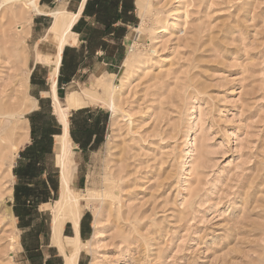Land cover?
<instances>
[{
    "label": "rangeland",
    "instance_id": "rangeland-1",
    "mask_svg": "<svg viewBox=\"0 0 264 264\" xmlns=\"http://www.w3.org/2000/svg\"><path fill=\"white\" fill-rule=\"evenodd\" d=\"M127 2L133 22L103 38L105 48L82 47L102 38L88 17L68 41L81 64L58 87L60 106L74 93L72 109L108 115L95 149L68 154L76 204L57 210L58 182L41 217L21 212L22 221L14 170L31 141L30 116L46 114L38 122L52 118L60 132L49 82L57 38L49 15L23 14L18 2L0 13V264H64L73 242L55 245L51 222L60 212L73 238L75 209L78 264H264V0ZM80 3L37 7L73 14ZM57 154L56 143L46 163L58 176Z\"/></svg>",
    "mask_w": 264,
    "mask_h": 264
},
{
    "label": "crops",
    "instance_id": "crops-1",
    "mask_svg": "<svg viewBox=\"0 0 264 264\" xmlns=\"http://www.w3.org/2000/svg\"><path fill=\"white\" fill-rule=\"evenodd\" d=\"M86 1L87 0H81L80 6L76 12L78 13L80 7L82 6L79 18L82 17V13H83ZM118 10H120V7H118ZM56 11H59V10H56ZM43 13H46V12H43ZM90 19L93 20V22H91L93 26L92 33L93 34L99 33L102 35V38L96 39L94 36H90L86 40L87 46H82V47L92 48L94 52V50L98 48L103 49L107 45V43H105L103 38H107L109 40V39L115 38V36H113L114 34L106 35L103 30V27L100 24H98L94 20V18L91 17ZM120 25H123V24H120ZM75 35L76 34H74V36ZM74 42H75V37H74ZM73 48L74 47H68V44H67L64 47L62 54H61L60 66L57 72L55 85H54V95L57 100H58L57 89H58L59 77H60V80L63 82L60 84V86L68 85V83L70 82L69 78L71 77L70 74L74 75V70L77 69L81 64L80 60H76L74 58V54L76 53V51ZM69 55H71L70 58H68ZM35 68L33 69L30 75L31 82L33 81L32 86L36 85L34 83L35 81L33 77V72ZM50 92H51L52 107H53V110H55L54 101H53V92L51 88H50ZM69 94L72 95L73 104L75 105L76 103L73 97L74 93H69ZM65 99H64V109L66 108ZM40 105L43 107L42 100H40ZM69 110H71V113L69 114V116L66 115L67 117L65 120L66 129H67L66 131L67 140H68L67 142H68L69 149L71 150V147L74 146V147H77L82 153H86L90 148L95 149L98 144V138L103 134V129L105 125V120L103 121V116H104V119H107L108 115L107 114L103 115V112H101L100 110L99 111L92 110V109L87 108V106H82V105L75 107L73 109L71 107ZM54 113L57 116L56 110L54 111ZM40 117L45 118L46 114L43 115L42 113H34L30 116V127H31L30 128L31 130L30 140L31 141L20 153V163L19 165H17V167L14 170V173L18 179V183L14 189V199H15V206H16L15 212L17 214L16 219L17 220L19 219V221H22L19 215L21 214V212H25L26 215H28L29 217H31L35 212L39 214V216L41 217L40 215V212H42L41 208L49 204L47 203V201L50 199L51 194L58 192V182H59V185L62 187L61 167L59 166L60 146L57 141V138L63 135V123H61V121H59L60 119H58L59 117H57L56 122L58 124V128L60 129V132L59 134H56L57 132L53 127L54 121L52 120V118L48 119V121L46 120L45 123H42V122H38ZM54 139H56V143L58 145V154L56 155L57 164L59 166L57 167L59 169L58 176L51 174V171H50L51 169H49V165L46 163L47 156L52 154L53 145L56 144L54 142ZM71 163H72V160L70 157V165ZM69 177H70V166H69ZM37 185H39V188H37ZM34 192L44 193L43 195L44 197L41 196V199H39L40 198L39 195L38 196L34 195ZM80 220L81 219H79V222H78V239L79 240H80V235H81ZM51 226H52V222H51ZM62 230H63L62 236L65 238L64 240L74 239L75 237L74 227H73V235H74L73 238L65 236V233H66L65 227H63ZM51 231H52V227H51ZM59 250L62 253L65 252V246H64V250H61V249ZM28 251L30 255L29 257L31 259H34L35 256L33 255V253H37L38 248H35V250H32L30 247ZM66 257H69V254L66 255L65 258ZM77 258H78V255H77ZM76 261L78 260L76 259ZM64 264H65V261H64ZM76 264H78V262H76Z\"/></svg>",
    "mask_w": 264,
    "mask_h": 264
},
{
    "label": "bare ground",
    "instance_id": "bare-ground-1",
    "mask_svg": "<svg viewBox=\"0 0 264 264\" xmlns=\"http://www.w3.org/2000/svg\"><path fill=\"white\" fill-rule=\"evenodd\" d=\"M12 2L13 3L14 2L19 3L21 10L24 11L23 14L32 11V12H35L39 15H42V14L47 15V16L49 15L53 18V22H52L51 27L49 28V31H51L52 34L53 33L55 34V37L57 38V45L55 46L56 51H55L54 58L52 61V64H53L52 70H51L52 74H51V79L49 80V82L51 81V90L53 92L54 108L56 110L57 117H59L58 118V119H60L59 121H61V123H63V135L60 136L59 138H57L58 139L57 141H58L59 146H60L59 166L61 167V181H62V188L61 189H62V192L60 195L61 196L60 201L55 202V204H56L57 210L62 208V203H72L74 206L76 204V199L72 195V192L70 191V189L68 188V182H67V176H66V167H68V165L70 164V159H68V157H69L68 154H71V150L68 147L67 132H66L67 129H66V122H65L66 117H67L65 111L69 110L71 107H73L74 104H73V100H72V95L68 94L66 99H65L66 108L65 109L62 108L59 104V101L56 99V97L54 95V85H55L57 72H58V69L60 66L62 51H63L64 47L68 44L69 40H71L70 42L74 43V37L75 36L72 33L71 29L79 18L82 6L80 7L78 13H74V14L65 13L62 11H54V12L47 14V13H43L40 10H38L37 0H0V13L5 6H7L8 4H11ZM141 2H142V0H136V5H138L139 7L142 6V5H140ZM137 30L138 29H136V31ZM52 38H53V36H52ZM131 51H132V47L130 49V54L127 55L128 57L126 59H124L123 64H122L125 67V69L129 68V67L131 68V66H129L131 63V59H132ZM49 62L51 63V61H49ZM118 88H119V86H115V85L110 86V89L108 92V104H107V106L109 108L114 107L113 93ZM91 99H89V100H91ZM70 216H71L70 219L72 221L74 231H75V237H74V239H71V240L68 239V240L73 242L72 246L74 248L71 251V254L69 255V257L65 258L66 259L65 264H76L77 255L79 253L80 245H81V242L78 239V222L80 219V215L77 213V211L75 209L71 213ZM65 220H67V219H65ZM65 220H64L62 214L60 212H57L54 215V218L52 220V226H51L52 227V231H51L52 242L61 249H62L61 246L63 244V240L65 239L62 236V231H63L62 229L64 227V221ZM16 245H18V244H16Z\"/></svg>",
    "mask_w": 264,
    "mask_h": 264
},
{
    "label": "trees",
    "instance_id": "trees-1",
    "mask_svg": "<svg viewBox=\"0 0 264 264\" xmlns=\"http://www.w3.org/2000/svg\"><path fill=\"white\" fill-rule=\"evenodd\" d=\"M120 7V10H118ZM133 5L127 0H87L82 13V18L72 28L83 24V18H94V20L103 27L106 35L123 32L124 29L118 24H129L133 22ZM65 52V51H64ZM64 55V53H63ZM63 83L58 79V87Z\"/></svg>",
    "mask_w": 264,
    "mask_h": 264
}]
</instances>
